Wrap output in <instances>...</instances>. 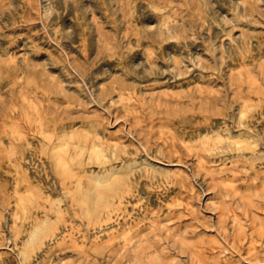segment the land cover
Masks as SVG:
<instances>
[{
	"label": "rangeland",
	"instance_id": "obj_1",
	"mask_svg": "<svg viewBox=\"0 0 264 264\" xmlns=\"http://www.w3.org/2000/svg\"><path fill=\"white\" fill-rule=\"evenodd\" d=\"M0 264H264V0H0Z\"/></svg>",
	"mask_w": 264,
	"mask_h": 264
}]
</instances>
